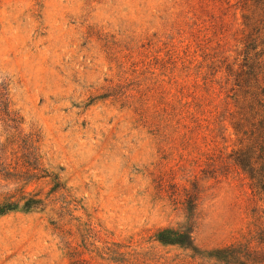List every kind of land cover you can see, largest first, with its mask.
Here are the masks:
<instances>
[{
  "label": "rangeland",
  "instance_id": "1",
  "mask_svg": "<svg viewBox=\"0 0 264 264\" xmlns=\"http://www.w3.org/2000/svg\"><path fill=\"white\" fill-rule=\"evenodd\" d=\"M259 88L264 0H0V264H264Z\"/></svg>",
  "mask_w": 264,
  "mask_h": 264
},
{
  "label": "trees",
  "instance_id": "2",
  "mask_svg": "<svg viewBox=\"0 0 264 264\" xmlns=\"http://www.w3.org/2000/svg\"><path fill=\"white\" fill-rule=\"evenodd\" d=\"M242 67L245 68L246 70L249 69V65L247 64L246 59H243ZM227 76L231 77L232 75L228 74ZM258 90H259V95L262 98L257 100L256 96H254L255 108L253 106H243L242 108H240L241 110L238 114L239 115V117H238L239 128H233V130L235 131L236 135H240L241 138L246 137V136H248V134H250V131L248 130L247 125H249L251 122V120H250L251 111L252 110L256 111L258 117H259V113L263 112L264 89L261 90V88H259ZM253 95L254 94H251V96H253ZM258 122H262V126H260V124H259V126H260V129L264 132V115L261 117V120ZM240 166L244 167V164H240ZM39 205H40V200L30 197V194H26L23 196L16 197L15 201H8L7 203L3 204L0 207V214L6 213L9 211H14V210H17L18 208L34 209V208H38ZM157 240L162 242V241H164V238H161V236H160L157 238Z\"/></svg>",
  "mask_w": 264,
  "mask_h": 264
}]
</instances>
